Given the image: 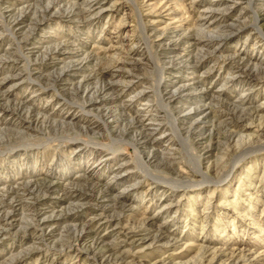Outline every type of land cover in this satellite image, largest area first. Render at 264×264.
<instances>
[{
    "label": "rangeland",
    "instance_id": "obj_1",
    "mask_svg": "<svg viewBox=\"0 0 264 264\" xmlns=\"http://www.w3.org/2000/svg\"><path fill=\"white\" fill-rule=\"evenodd\" d=\"M46 2L0 0V264H264V0H59L74 19ZM55 41L87 57L53 82Z\"/></svg>",
    "mask_w": 264,
    "mask_h": 264
},
{
    "label": "bare ground",
    "instance_id": "obj_2",
    "mask_svg": "<svg viewBox=\"0 0 264 264\" xmlns=\"http://www.w3.org/2000/svg\"><path fill=\"white\" fill-rule=\"evenodd\" d=\"M91 2H92V0H91ZM58 3H60L59 2V0H47V2H46V4H45V6H43V9L42 10H40L41 11V14H43L42 16H45V15H57L56 17H58V16H60V15H63V16H65V17H67V18H71V19H74V16H79V14L77 13V11L79 10L78 9V6L76 5V4H72V5H69V6H67V7H65V8H63L61 11H59V12H54L53 11V9H54V7H56V5L58 4ZM96 4H94V3H92L91 5H90V8L91 7H94ZM232 5H234V4H232ZM39 6V5H38ZM86 6V5H85ZM88 6V5H87ZM60 7H61V5H60ZM31 8H32V6L31 5H27V6H25L24 8H22V9H19V10H16V13H17V17H16V19H14V22L16 23V25H19L20 24V22H21V20L23 19V17H25V14H26V12L28 11V10H31ZM83 8V7H82ZM228 8V7H227ZM211 9V8H210ZM213 9V8H212ZM80 12L82 11V10H79ZM218 11V10H217ZM79 12V13H80ZM12 13V12H11ZM77 13V14H76ZM85 13V12H84ZM90 13V12H89ZM40 14V15H41ZM87 14V13H86ZM37 16V15H36ZM222 17V16H221ZM8 18V17H7ZM35 18V17H34ZM224 18V17H223ZM207 19V18H206ZM82 20V19H81ZM208 20V19H207ZM206 20V21H207ZM220 20V19H219ZM209 21V20H208ZM207 21V22H208ZM214 23V22H213ZM229 25V24H228ZM21 26V25H20ZM29 26V25H28ZM27 26V27H28ZM202 27V26H201ZM224 27V26H223ZM25 28V27H24ZM35 28H36V25H33V27H31V30H35ZM199 29V28H198ZM225 29V28H224ZM258 29H259V31H261V29L258 27ZM21 30V29H20ZM196 31H198V30H196ZM233 31V30H232ZM229 32V31H228ZM19 34H20V32H19ZM196 34V33H195ZM191 35V34H190ZM216 38H218V37H216ZM222 38V37H221ZM28 39V38H27ZM191 39V38H190ZM61 40V39H60ZM59 40V41H60ZM63 40L64 39H62V41L61 42H63ZM27 41V40H26ZM53 41V40H52ZM68 41V40H67ZM197 41V40H196ZM48 43H49V40L47 41ZM54 42V41H53ZM56 42V41H55ZM61 42H56V44L55 45H52V46H49V47H46V49H45V57H54V58H56V59H59L60 60V58H62V56H68L67 58L69 59L67 62H65V66L62 68V69H60V71L59 72H57L56 74H54V76L52 77V81L53 82H56V81H58V80H63L62 78L64 77V76H66L67 77V75H68V73H74V69L76 70L78 67H83L84 66V61L86 60V54H85V58H83V59H80V60H77V63H75L74 62V53L69 49V47H68V45L67 44H63L62 45V43ZM21 43V42H20ZM40 43H42V42H40ZM51 43V42H50ZM64 43V42H63ZM176 44H178V43H176ZM210 44V43H209ZM204 46V45H203ZM72 47V46H71ZM45 48V47H44ZM67 49H69V50H67ZM74 50V49H73ZM9 51V50H8ZM187 52V51H186ZM12 54V53H11ZM75 54H78V53H75ZM185 54V53H184ZM88 55V54H87ZM181 56V55H180ZM2 58V57H1ZM129 58V57H128ZM192 58V57H191ZM77 59V58H76ZM78 59H79V57H78ZM48 60V59H47ZM65 60V59H64ZM131 60V59H130ZM205 60V59H204ZM232 60V59H231ZM76 61V60H75ZM90 61V60H89ZM88 61V62H89ZM43 62V61H42ZM88 62H86V63H88ZM240 62V61H239ZM1 63V62H0ZM3 63V62H2ZM30 63V62H29ZM119 63V62H118ZM123 63V62H122ZM126 63V62H125ZM135 63H137V61L136 60H134L133 62H131L129 65H134ZM186 63V62H185ZM193 63V62H192ZM41 64V63H40ZM241 65V64H240ZM1 66V65H0ZM100 66V65H99ZM102 67V66H101ZM105 67V66H104ZM123 67H124V65H123ZM186 67V66H185ZM236 67V66H235ZM255 67V66H254ZM36 68V67H35ZM94 68H96V67H94ZM97 68H98V66H97ZM241 68V67H240ZM78 69H80V68H78ZM106 69L107 68H98L96 71H94V73H91L89 76H85L84 77V79L83 80H85V81H88V79H90L91 80V78H95L97 81H102L101 79H99V77L100 76H103V74H105L106 73ZM195 69V68H194ZM235 70V69H234ZM258 70V69H257ZM118 71V73H117V75L120 73V72H122L120 69L119 70H117ZM232 71V70H231ZM238 71V70H237ZM79 72V71H78ZM82 72V71H81ZM258 72H260V71H258ZM30 73V72H29ZM239 73V72H238ZM247 73H250V72H247ZM8 74V73H7ZM100 74H102V75H100ZM108 75V74H107ZM112 75V74H111ZM249 76H247V77H252L253 79H254V77H256V76H253V75H251V74H248ZM31 76V75H30ZM114 76H115V74H114ZM112 77V76H111ZM69 78V77H68ZM115 78V77H114ZM239 78V77H238ZM257 78V77H256ZM66 79V78H65ZM111 79V78H110ZM119 79H121V78H119ZM261 79V78H260ZM67 80V79H66ZM65 80V81H66ZM255 81V80H254ZM81 82H79V87L78 88H80V86L81 85H83V84H81ZM97 84H99V82H97ZM118 85H122V86H124L125 85V83H120L119 81H116V80H113V81H110V82H108V83H105V82H103L101 85H98V86H96L94 89H93V97L92 98H90L89 99V101L88 102H93V103H98V102H105V101H108V100H111L110 99V97H109V92L110 91H112L113 89H115ZM126 85H127V82H126ZM78 86V85H77ZM88 86V85H87ZM185 86V85H184ZM53 87V86H52ZM188 88V87H187ZM77 89V88H76ZM75 89V90H76ZM89 90L90 89H87V88H85V90H84V92H89ZM119 90V89H118ZM122 90V89H121ZM190 90V89H189ZM123 91V90H122ZM158 91V90H157ZM81 93V92H80ZM171 93V92H170ZM86 94V93H85ZM75 96V95H74ZM187 97V96H186ZM7 101V100H6ZM18 102V101H17ZM23 102V101H22ZM86 102V101H85ZM114 102V101H113ZM223 102H224V100H223ZM242 102H244V101H242ZM8 103V102H7ZM220 103V102H219ZM221 103H222V101H221ZM245 103V102H244ZM6 104V103H5ZM100 104H102V103H100ZM219 105V104H218ZM238 105V104H237ZM236 105V106H237ZM89 106H91V105H89ZM101 106V105H100ZM220 106V105H219ZM231 106V105H230ZM242 106V105H241ZM14 107V106H13ZM11 108V109H13V110H17V111H20L21 110V112H26L25 114H27V116H29V113H30V110H27V108H25L23 105H20L19 104V106H17V107H15V108ZM87 107V106H86ZM86 107H84L85 109H87ZM243 107V106H242ZM235 108V107H234ZM262 108V107H261ZM107 109H109V111H108V113H107V115H110V116H112V115H114V111H112V107H107ZM213 109V108H212ZM147 110V109H146ZM189 110V109H188ZM208 110H209V108H208ZM234 110H236V109H234ZM104 111V110H103ZM148 111V110H147ZM238 111H239V109H238ZM13 112H15V111H13ZM167 112V111H166ZM91 113H93V112H91ZM148 113V112H147ZM187 113V112H186ZM214 113V112H213ZM240 113V112H239ZM30 114H32V113H30ZM143 114V113H142ZM219 114V113H218ZM217 114V115H218ZM240 115H242V114H240ZM258 115V114H257ZM249 116V115H248ZM255 116V115H254ZM120 117V116H119ZM143 117H146V114L145 115H140V116H137V117H133L129 122H127V124H126V130H128L129 132L130 131H132V130H134L137 126H139L146 118H143ZM257 117V116H256ZM262 117V116H261ZM20 118V117H19ZM154 118V117H153ZM221 118V117H220ZM225 118V117H224ZM27 119H28V117H27ZM30 119L32 120V121H34V122H36V123H45V124H47V125H50L51 126V124H53V125H58V126H66V125H69V126H71V125H73V124H68V123H65V122H57V121H55V120H52L51 118H49L48 116H46V115H43V116H39V117H37L36 119H34L31 115H30ZM216 119V118H215ZM247 119V118H246ZM150 120V119H149ZM199 120V119H198ZM227 120V119H226ZM216 122H217V120H215ZM231 121V120H230ZM247 121V120H246ZM250 121V120H249ZM103 122H104V126L106 127L107 126V121H105V120H103ZM149 122V121H148ZM214 122V121H213ZM213 122H212V124H213ZM219 122V121H218ZM222 122V121H221ZM244 122V121H243ZM110 123V122H109ZM122 123V122H121ZM241 123V122H240ZM247 123V122H246ZM245 123V124H246ZM149 125L151 124V123H148ZM177 124V123H176ZM252 124V123H251ZM35 125V124H34ZM75 125V124H74ZM187 124H185V126H186ZM197 125V124H196ZM195 125V126H196ZM225 125V124H224ZM260 125H261V123H260ZM64 126V127H65ZM147 126V125H146ZM155 126V125H154ZM228 126V125H227ZM263 126V125H262ZM28 127V126H27ZM32 127V126H31ZM67 127V126H66ZM221 127V126H220ZM219 127V128H220ZM232 127V126H231ZM256 127V126H255ZM193 128H195V127H193ZM192 128V129H193ZM199 128V127H198ZM242 128H244V129H246V130H248V129H250L251 128V126L250 125H243L242 126ZM260 128V127H259ZM258 128V129H259ZM152 129V128H151ZM215 129H217V128H215ZM35 130V129H34ZM153 130V129H152ZM243 130V129H242ZM213 131V130H212ZM190 133V132H189ZM247 133V132H246ZM256 133V132H255ZM260 133V132H259ZM139 135L140 134H136V136H137V138L139 137ZM193 135V134H192ZM146 136L148 137V135L146 134L145 135V138H146ZM243 136V135H242ZM198 137V136H197ZM200 137V136H199ZM236 137V136H235ZM135 138V137H134ZM140 138H144L143 136H140ZM151 139V138H150ZM231 140V139H230ZM238 140V139H237ZM134 141V140H133ZM239 142V141H238ZM253 142V141H252ZM148 143V142H147ZM134 144H135V142H134ZM149 144V143H148ZM155 144V143H154ZM135 145H137V144H135ZM141 147H143V146H146V144L145 145H140ZM156 147V146H155ZM207 147H209V146H207ZM140 148V147H139ZM144 148V147H143ZM147 148V147H146ZM146 150V149H145ZM171 150V149H170ZM174 150V149H173ZM139 152V151H138ZM177 152V151H176ZM155 153H151L150 152V154H149V156L150 155H154ZM166 154V153H165ZM169 154V153H168ZM167 154V155H168ZM167 157V156H166ZM148 159V158H147ZM165 159V158H164ZM166 160V159H165ZM148 161H149V159H148ZM170 161V160H169ZM169 163V162H168ZM162 164V163H161ZM162 166V165H161ZM166 166V165H165ZM163 167V166H162ZM169 167V166H168ZM105 170V169H104ZM120 174V172H118L117 171V174L116 175H113V178H116L118 175ZM83 178V177H82ZM37 179V178H36ZM33 181V180H32ZM30 182V181H29ZM29 182H28V184H29ZM34 182V181H33ZM32 182V183H33ZM72 182H74V181H72ZM71 182V183H72ZM27 183V182H26ZM17 184V183H16ZM35 184V183H34ZM36 184H38V183H36ZM26 185V184H25ZM91 185H92V183H91ZM7 186V185H6ZM9 186V185H8ZM13 186V185H12ZM49 186V185H48ZM82 186V185H81ZM128 186V185H127ZM33 187V186H32ZM37 187V186H36ZM78 187V186H77ZM65 188V187H64ZM89 188V187H88ZM91 188V187H90ZM126 188V187H125ZM27 189H28V187H27ZM26 189V190H27ZM32 189V188H31ZM43 189V188H42ZM68 189H70V188H68ZM84 189H85V187H84ZM25 190V191H26ZM63 190V189H62ZM67 190V189H66ZM109 190V189H108ZM43 191V190H42ZM46 191V190H45ZM55 191V190H54ZM90 191V190H89ZM88 191V192H89ZM101 191V193H106V191H104V190H100ZM3 192V191H2ZM5 192V191H4ZM19 192H20V189H19ZM28 192V191H27ZM75 191H73V193H74ZM77 192V191H76ZM92 192V191H91ZM30 193V192H29ZM39 193V192H38ZM96 193V192H95ZM98 193V192H97ZM108 193V192H107ZM43 194H44V191H43ZM61 194V193H60ZM65 194V193H64ZM78 194V193H77ZM30 195V194H29ZM103 195V194H102ZM110 195V194H109ZM63 196V195H62ZM80 196V195H79ZM1 197V196H0ZM9 197V196H8ZM12 197H14V196H12ZM16 197H18V196H16ZM25 197V196H24ZM23 197H20V200H17V204H15V205H13L12 206V208H14V207H16V206H19V205H22L23 207L25 206V205H27V207L31 204H29L28 202H25V199L23 198ZM93 198V197H92ZM102 198V197H101ZM105 198H107V197H105ZM2 199V198H1ZM13 199V198H12ZM31 199V198H30ZM58 199V198H57ZM73 199V198H72ZM27 200V199H26ZM77 200V199H76ZM80 200V199H79ZM92 200V199H91ZM100 200V199H99ZM1 201V200H0ZM42 201H44V200H42ZM58 201V200H57ZM95 201V200H94ZM114 201V200H113ZM3 202V201H2ZM45 202V201H44ZM97 202V201H96ZM41 203V202H40ZM46 203V202H45ZM99 203H101V202H99ZM108 203H110V202H108ZM107 203V204H108ZM118 203V202H117ZM116 203V204H117ZM7 204V203H6ZM123 204V203H122ZM41 205V204H40ZM69 205H71L70 203H68V206ZM96 205V204H95ZM9 206V205H8ZM73 206V205H72ZM121 206V208H123L124 206H122V205H120ZM126 206V205H125ZM164 206V205H163ZM27 207H25V208H27ZM59 207V206H58ZM76 207V206H75ZM126 207H128V206H126ZM162 207V206H161ZM168 207V206H167ZM4 208V207H3ZM110 208V207H109ZM7 209V208H6ZM0 210H2V209H0ZM32 210V209H31ZM56 210V209H55ZM25 211V210H24ZM42 211V210H41ZM69 211V210H68ZM118 211H120V210H118ZM126 211V210H125ZM168 211V210H167ZM1 212V211H0ZM27 212H29V211H27ZM34 212V211H33ZM36 212V211H35ZM46 212V211H45ZM59 212V211H58ZM61 212H62V210H61ZM63 213V212H62ZM61 213V214H62ZM166 213V212H165ZM75 214V213H74ZM6 215V214H5ZM33 215V214H32ZM66 215V214H65ZM112 215V214H111ZM43 216V215H42ZM70 216V215H69ZM1 218V217H0ZM11 218V217H10ZM14 218V217H13ZM42 218V217H41ZM67 219V218H66ZM71 219V218H70ZM26 220V219H25ZM42 220V219H41ZM148 220V219H147ZM63 221V220H62ZM57 222V221H56ZM71 222V221H70ZM142 222V221H141ZM140 222V223H141ZM6 223V222H5ZM11 223V222H10ZM89 224V222H86V224ZM26 224V223H25ZM53 224V223H52ZM55 224V223H54ZM53 224V225H54ZM149 225V224H148ZM91 226V225H90ZM144 226V225H143ZM78 227H79V225H78ZM88 227V226H87ZM129 227V226H128ZM131 227V226H130ZM47 228V227H46ZM48 228H50V227H48ZM80 228H81V226H80ZM134 228V227H133ZM137 228H139V226L138 227H136V229ZM128 229V228H127ZM131 229H132V227H131ZM152 229V228H151ZM85 230V229H84ZM83 230V231H84ZM148 230V229H147ZM147 230H145V231H147ZM161 230V229H160ZM159 230V231H160ZM77 231V230H76ZM78 231H80L79 229H78ZM64 232V231H63ZM81 232V231H80ZM131 232V231H130ZM142 232V231H141ZM65 233H67V232H65ZM85 233V232H84ZM144 233V232H143ZM157 233V232H156ZM169 233V232H168ZM75 234V233H74ZM87 233H85V235H86ZM88 234H90V233H88ZM132 234V233H131ZM138 234V233H137ZM164 234V233H163ZM163 234H157V235H155L154 234V236H151V235H149L148 237H144L145 236V234H143V235H134L133 237V239H134V241L136 242V243H138V244H143V243H145V241H147L148 239H151L153 242H162L164 239H167ZM130 235V234H129ZM148 235V234H147ZM63 236V235H62ZM68 236V235H67ZM80 236H84L83 234H81ZM172 236V235H171ZM90 237V236H89ZM91 237H92V235H91ZM130 237V236H129ZM38 239V238H37ZM86 239H87V237H86ZM130 239V238H129ZM88 240V239H87ZM72 241V240H71ZM81 241V240H80ZM83 241V240H82ZM131 241V240H130ZM133 241V240H132ZM148 242V241H147ZM166 242V241H165ZM130 243V242H129ZM89 244V243H88ZM85 246V245H84ZM149 246V245H148ZM156 246V245H155ZM135 247V246H134ZM142 247V246H141ZM31 248V247H30ZM131 248V247H130ZM143 248V247H142ZM133 249V248H132ZM138 249H140L139 248V246H138ZM137 249V250H138ZM90 250V249H89ZM126 250V249H125ZM37 251V250H36ZM130 251V250H129ZM140 251V250H139ZM113 252V251H112ZM96 253V252H95ZM98 253V252H97ZM100 253V252H99ZM131 253V252H130ZM103 254V253H102ZM109 254V253H108ZM108 254L106 255V256H108ZM228 254V253H227ZM93 255V254H92ZM101 255V254H100ZM120 255V254H119ZM133 255V254H132ZM23 256V255H22ZM102 256H104V255H102ZM30 257V256H29ZM28 257V258H29ZM92 257V256H91ZM111 257V256H110ZM123 257V256H122ZM105 258V257H104ZM219 258H220V256H219ZM134 260V259H133ZM102 261V260H101ZM12 262V261H11ZM109 262V261H108ZM164 263V262H163ZM21 264V263H20ZM214 264V263H213Z\"/></svg>",
    "mask_w": 264,
    "mask_h": 264
}]
</instances>
